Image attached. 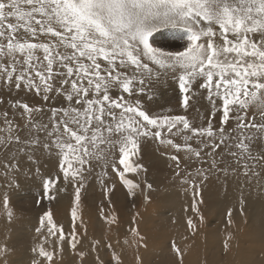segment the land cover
<instances>
[{"label":"snow or ice","instance_id":"obj_1","mask_svg":"<svg viewBox=\"0 0 264 264\" xmlns=\"http://www.w3.org/2000/svg\"><path fill=\"white\" fill-rule=\"evenodd\" d=\"M161 30H172L183 43L174 50L157 45L154 34ZM169 79L178 86L185 113L202 98L208 100L212 110L202 116L200 126L186 115L150 113L144 97L152 100ZM200 90H207V97ZM253 106L264 121V0H0V168L13 182L25 163L39 175L41 157L52 158L55 151L59 172L42 177V199H56L69 184L76 193L70 233L54 222L50 210L40 217L35 229L40 243L32 249L36 255L31 264H52L56 253L45 245L62 251L66 242L77 248L80 190L95 166H102L107 178L110 167L130 197L137 189L144 192L126 177L147 172L131 160L139 155L142 139L183 150L185 161L209 164L197 172L205 180L214 170L227 175L226 168H219L224 150L237 163L244 161L245 176L258 177L254 169L258 163L264 169V154L253 157L258 137L249 130L264 133V123L249 119ZM233 146L239 151H232ZM169 159L181 177L180 157ZM181 183H189L194 197H200L194 180L181 177ZM148 199L145 195L144 201ZM8 203L5 193V208ZM240 203H245L243 195ZM192 211L198 212L195 199ZM12 215L9 211V220ZM231 215L230 208L229 224ZM187 223L195 231L192 218ZM131 232L138 235L134 227ZM172 247L182 255L175 243ZM224 249L229 250L227 241ZM9 251L7 244L0 245V264H9ZM79 256L82 260L85 253ZM137 261L142 264L139 257ZM110 264H122L115 252Z\"/></svg>","mask_w":264,"mask_h":264},{"label":"rangeland","instance_id":"obj_2","mask_svg":"<svg viewBox=\"0 0 264 264\" xmlns=\"http://www.w3.org/2000/svg\"><path fill=\"white\" fill-rule=\"evenodd\" d=\"M154 39L157 45H164L173 50L177 45L183 43L178 36L173 34L172 30H161L154 34ZM200 91L203 93V97H207V90ZM144 101L146 106L150 109L151 114L157 116L186 115L189 121L195 126H200L202 123V116L212 110L208 100L202 98L199 104L190 108L188 112L185 113L184 110L179 107L180 94L178 86L170 79L166 84H161L159 86L152 100H148L147 96H145ZM169 109H171V111H168ZM197 109H199V114H197ZM248 111L249 119L254 117L256 123H264V121L260 119L259 108L253 106ZM215 124L219 127V114L216 117ZM173 131H175V129ZM249 132L258 137V139L252 143L253 157L258 153L264 154V133H257L256 129H250ZM169 138H172L176 143H184L179 136H170ZM192 143L195 147V143ZM232 143L235 145L236 141H232ZM232 151L238 152L239 150L233 146ZM163 152H167V155H163ZM171 155H178L180 157L181 163L179 171L181 177L189 182L194 180L195 183L199 185L200 197H194L193 190L189 186V183H181V177L175 175L177 170L176 162L169 159ZM118 158L117 150V162ZM208 159L211 160V157ZM131 160L141 163L144 168L147 169V172L140 171L138 177L134 173H126V177L139 183L140 188L144 189V192L142 193L140 189H137L136 196L130 197L126 187L120 183L118 177L111 174L110 167L108 171L111 178H107L102 175V166H95L92 174L87 178L84 188L80 190V201L77 204V215L79 219L75 222L77 235L90 232L98 234L103 237V242L105 243L104 248H106L109 245V238L117 231L120 243L124 241L130 242L126 245L128 249L126 250V255L133 263L137 261L139 254L148 257L149 254L155 253L153 255L154 259L151 258V260H153L150 264H181L182 256L178 257L172 247L173 243H175L179 250L184 249L190 253L186 254L187 256L182 264H190L188 259L193 251H191L189 247L190 244L191 246L193 245V242H197L205 258L208 257L206 263L208 264L210 261V264H215L217 262H222L225 258V249L221 245V242L230 241L233 236L236 240L238 238L242 243L243 246L239 245L240 248L247 251L249 250V242L252 238L254 236H259L258 241L253 242V250L256 254H251V257L264 256V229L260 228L264 221L262 223L260 220L261 224L259 225L255 218L248 215V209H243L244 214L241 215V210H236L235 207H231L232 224H229V209L225 211L224 207H227L222 205L227 202L241 204V198H237L233 201L226 199L229 196V191H235L236 189H241L251 184L253 185L250 187L259 183L264 184V170L261 168L260 163H258L256 169H254V171L260 172L258 177L251 175V173H249V176H245L242 167L244 161L237 163L236 158L227 155V150H224L223 161L219 163V168H226L228 170L227 175H225L223 171L214 170L207 172V179L205 180L203 177L197 175V172L202 168L208 169L209 164L201 165L199 161L195 160L193 162L185 161L183 150L176 152L175 149H165L161 147L157 141L148 139L141 140L139 155L131 157ZM248 162L249 164L252 163L251 160ZM57 172H59V156L55 151L53 152L52 158H49L47 154L41 157L39 175L36 173L35 166H32L31 170H29V166L25 163L23 169L13 182L11 174L6 177L3 169L0 168V223L3 220L4 214L9 211L15 212V215L18 216V221L11 228V231L9 233L2 232L0 234V245L7 244L10 249L8 258L14 250L29 251L37 246V242L40 238L37 236L36 231L33 232L32 237L28 239L23 238L24 232L29 229L26 220L31 219L33 220L31 221L33 222L32 224L35 222V225H40V217L45 211H51L54 222L58 225H62L66 234L71 232L73 226L71 211L75 202V188L69 184L67 185V190L59 193L56 199L52 201L42 199V177L49 174L54 175ZM188 173H191V176H189ZM60 175V187L63 188L65 185L63 183L62 173ZM101 179H104L106 183L102 184L100 182ZM145 182L151 184L152 187L147 189ZM27 184L30 186L28 187ZM113 184H115V188L112 187ZM106 189L107 197L105 195ZM5 193L9 200L7 208L4 206ZM145 195L149 197L147 202L144 201ZM200 198H202V203H200ZM194 199L197 201L198 212L192 211ZM250 199L251 197L249 195L244 197L245 202ZM37 201H40V203H37ZM165 201L166 203H164ZM172 202L173 204H171ZM177 204L178 208H176ZM2 206L7 212L1 211ZM239 208L241 207L239 206ZM172 210L175 215H183L182 218L184 220L186 218L185 216H187L185 220V226L187 227H182L176 233L178 236L174 235L175 230L172 229V227H175L176 220L173 218L167 219V217L172 215ZM218 214V218L226 220L225 222L229 230L221 228L215 231L207 226V223H212ZM200 216L203 217V222H201ZM105 217L107 219H105ZM113 217L115 218L114 221ZM134 218L135 223L133 222ZM189 218H192L195 223L196 231L189 229L187 223ZM212 225L214 224L212 223ZM166 226H169L170 229L166 228ZM133 227L137 229L138 235L132 234L131 229ZM124 229H127L128 232L124 233ZM199 230L201 233H198ZM141 237H143V239H141ZM243 237L246 240V242L244 240V243L249 246L243 243ZM148 239L151 241L148 242ZM214 239H216L217 243ZM142 240H145L144 244H142ZM235 245H237V242ZM113 252L118 255L120 254L109 249L110 257L113 255ZM77 253V250L76 252L72 251V255H76ZM226 253H231V249L229 248ZM110 257H108V259H110ZM45 264H47V262H45Z\"/></svg>","mask_w":264,"mask_h":264},{"label":"bare ground","instance_id":"obj_3","mask_svg":"<svg viewBox=\"0 0 264 264\" xmlns=\"http://www.w3.org/2000/svg\"><path fill=\"white\" fill-rule=\"evenodd\" d=\"M0 179H1V176H0ZM239 185H242V184H239ZM251 185H253V184H251ZM29 186L30 185H28V187ZM250 186L247 185L241 189H236L235 191H233V190L229 191L230 192L229 196L226 198L229 201H233L237 198H241V195H243V198L246 197V195H249L251 197V199L249 201L245 202V204L243 206L239 203H236V202H227V203H223L222 205L227 207V208L224 207L225 211H227L231 207H235L236 210H241V208H239V206L243 207V209H248L249 210L248 215L255 218L260 225L261 222L263 223V221H264V184L259 183L253 187H250ZM164 203H166V201ZM171 204H173V202ZM169 205H170V203H169ZM176 208H178V204H177ZM1 209H2L1 210L2 212H7L3 206L1 207ZM171 213H172V215L167 217V219L173 218L176 220L175 227H172V229L175 230L174 235L178 236L176 233L182 227H187V226H185V223H186L185 220H186L187 216H185L186 218L184 220L182 218L183 215L182 216L175 215L173 213V210L171 211ZM12 214L13 215H12L11 220H9L8 213L4 214L3 220L0 223V234L2 232L9 233L11 231V228L18 221V216L15 215V212H12ZM142 216H143V213H142ZM164 216H166V215H164ZM218 217H219V214L216 215L215 220L212 222L214 225H212V223H207V226L211 227L212 230H215V231L218 229H221V228L229 230V227L227 226V223L225 222L226 220H224L222 218H218ZM260 220H261V222H260ZM31 221H33V220H31V219L26 220L27 227L29 229L26 232H24V236H23L24 239H28V238L32 237L35 229L40 226L38 224L35 225V222H34V224H32L33 222H31ZM159 226H157V227H159ZM164 227H165V225H164ZM166 228H169V226H166ZM260 228L264 229V223ZM126 230L127 229H124V233L128 232V230L127 231ZM44 231L46 233V229ZM198 233H201V231L199 230ZM241 234H243V233H241ZM182 236H184V235H182ZM77 237H78V240L80 241V243L77 244L76 249H72L66 242H64L62 244V251L59 247H56L54 245H45L47 250L54 251L56 253V255L54 256V260H53L52 264H100V261H103L104 264H110V262L112 260V256L110 257V255H109V249L114 250L117 253H120L119 256H120L123 264H136V263H138V261H135L134 263L131 262L129 257L126 255V253H127L126 250H128L126 248V245L129 244L130 242L127 241V243H125V241H124V242L120 243L117 231H115L114 235L109 238L108 243L111 244V248H109V247L104 248L105 243L103 242V237L98 235V234H95L93 232L82 234V235H77ZM244 237L242 238L243 243L245 240ZM55 239H56V237H52V240H55ZM185 239H191V238H185ZM258 239H259V236H254L252 238V240L249 242L250 246L248 244L246 245V243H244L246 246H249V250L247 251L243 248L242 249L240 248L239 245L243 246L242 243L240 242V240L238 238L236 240L235 237L233 236V238L230 241L227 240V242L229 244V248L231 249V253L225 252L224 253V256H225L224 260L222 262H217L215 264H264V256L251 257V254H256V252L253 250V242L258 241ZM214 240L216 241V239H214ZM95 241H99V243L95 245L97 250L93 251V243ZM150 241L151 240L148 239V242H150ZM141 242H142V244H144L145 240H142ZM236 242H237V245H235ZM245 242H246V240H245ZM247 242H248V240H247ZM39 243H40V240L37 242V245ZM216 243H217V241H216ZM224 243H225V241L221 242V245L223 247H224ZM218 245H219V243H218ZM189 249L191 251H193V253H191V256L188 259L190 264H207L206 259H208V257L205 258V255H203L204 253L201 251L200 245L197 242H193L192 246L190 244ZM76 250L78 253L76 255H72V251L76 252ZM79 252L85 253V256L83 257L82 260H81V257L79 256ZM180 252L182 254L181 256H182V263H183L186 256H187L186 254L189 252H187L184 249H180ZM152 253H153V251H152ZM154 254H151V255L149 254L148 257L143 256V254H139L138 257L140 258V262H142V264H150L151 261L154 259L153 258ZM35 255H36L35 253H32V250H29V251H27V250H14L12 252V254L10 255V257L8 258V261L11 264H19V263L31 264V260L35 257ZM97 257H99V260L97 259ZM108 257H110V259H108ZM151 258H153V259L151 260ZM39 259H42V258H39ZM208 264H210V261L208 262Z\"/></svg>","mask_w":264,"mask_h":264}]
</instances>
